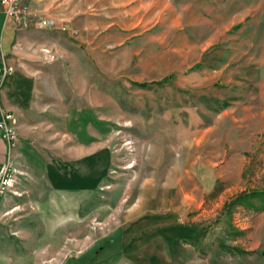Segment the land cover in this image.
Listing matches in <instances>:
<instances>
[{"label":"rangeland","instance_id":"obj_1","mask_svg":"<svg viewBox=\"0 0 264 264\" xmlns=\"http://www.w3.org/2000/svg\"><path fill=\"white\" fill-rule=\"evenodd\" d=\"M56 19L69 32L36 33L15 71L17 142L47 167L7 164L0 264H60L115 229L127 264H264V0H67ZM79 111L103 125L101 174L44 246Z\"/></svg>","mask_w":264,"mask_h":264},{"label":"crops","instance_id":"obj_2","mask_svg":"<svg viewBox=\"0 0 264 264\" xmlns=\"http://www.w3.org/2000/svg\"><path fill=\"white\" fill-rule=\"evenodd\" d=\"M66 3L67 0H20V7L26 13L28 23L26 29L18 28L14 19L7 14L6 8L0 5V48L10 56V63L15 71L31 69L26 66V62L22 58L24 52L34 44L31 41L32 36L36 33L50 35L53 32L38 30L33 20L48 16L62 18V8ZM40 46L48 45L41 44ZM46 56L49 58L48 55ZM18 75V73H14L0 89V122L3 119L4 111H9L14 115L16 112L18 113V108L15 105V100L20 93ZM69 122L71 124L70 135L75 142L74 151L77 157L74 160L77 170L75 176L71 177L74 180H70L67 185H54L44 202L45 206L41 213L45 225L44 241L42 242L44 246L50 244L51 237L63 224L83 218L85 202L92 196L96 182L100 177L96 165L97 163L99 166L101 165L102 150L94 147L93 144L102 133L101 120L90 113L79 111L70 116ZM89 144L92 145L88 147ZM106 154L105 152L104 155ZM86 156H93L92 159L87 160L93 161L94 165L87 180H85ZM11 162L19 165L24 163L38 170H44L47 167V162L31 145L19 141L14 146H10L3 139L0 131V175L7 164ZM130 241L125 232L115 229L90 243L80 253L66 257L60 264H127V245ZM33 257L19 259L15 264H31L33 260L35 261Z\"/></svg>","mask_w":264,"mask_h":264},{"label":"built area","instance_id":"obj_3","mask_svg":"<svg viewBox=\"0 0 264 264\" xmlns=\"http://www.w3.org/2000/svg\"><path fill=\"white\" fill-rule=\"evenodd\" d=\"M0 5L6 8L7 14L14 19L18 28L20 26H27L26 13L20 7V0H0ZM59 20L53 17H40L33 20L38 30H51L58 33L69 32L67 27L59 25ZM72 35H76V31H73ZM15 73V68L10 63V56L5 54L0 48V89L6 84L8 79ZM0 131L4 140H6L10 146H14L18 141L16 132V119L13 113L9 111L3 112V119L0 122ZM9 172V168L6 166L0 175V185L5 189L6 173Z\"/></svg>","mask_w":264,"mask_h":264},{"label":"bare ground","instance_id":"obj_4","mask_svg":"<svg viewBox=\"0 0 264 264\" xmlns=\"http://www.w3.org/2000/svg\"><path fill=\"white\" fill-rule=\"evenodd\" d=\"M21 28H27V26H20ZM11 180H10V178L8 177V173H6V183H5V186H7V185H10V182Z\"/></svg>","mask_w":264,"mask_h":264},{"label":"trees","instance_id":"obj_5","mask_svg":"<svg viewBox=\"0 0 264 264\" xmlns=\"http://www.w3.org/2000/svg\"><path fill=\"white\" fill-rule=\"evenodd\" d=\"M242 197L238 198V201L241 199Z\"/></svg>","mask_w":264,"mask_h":264}]
</instances>
